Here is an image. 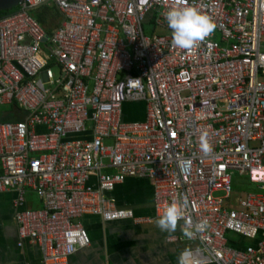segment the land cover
<instances>
[{
  "label": "built area",
  "instance_id": "obj_1",
  "mask_svg": "<svg viewBox=\"0 0 264 264\" xmlns=\"http://www.w3.org/2000/svg\"><path fill=\"white\" fill-rule=\"evenodd\" d=\"M176 6L215 24L190 50L171 45ZM131 103L144 120H124ZM129 179L151 183L152 217L112 199ZM8 191L18 246L42 264L90 246L85 216L148 224L180 197L185 220L206 222L188 239L206 264H264V0H23L0 16Z\"/></svg>",
  "mask_w": 264,
  "mask_h": 264
},
{
  "label": "crops",
  "instance_id": "obj_2",
  "mask_svg": "<svg viewBox=\"0 0 264 264\" xmlns=\"http://www.w3.org/2000/svg\"><path fill=\"white\" fill-rule=\"evenodd\" d=\"M50 16L54 17V23H59L58 16L53 13ZM144 118L140 113V119ZM111 197L119 208L132 209L137 216L154 214L153 189L146 179L127 180ZM15 198L13 191L0 193V264H42L37 246L28 242L23 247L18 246ZM28 206H40L32 193L28 194ZM155 221L137 225L130 220L105 222L97 216H85L81 222L91 244L72 255L68 264H177L179 253L195 244L188 241L179 227L175 233L162 232Z\"/></svg>",
  "mask_w": 264,
  "mask_h": 264
},
{
  "label": "clouds",
  "instance_id": "obj_3",
  "mask_svg": "<svg viewBox=\"0 0 264 264\" xmlns=\"http://www.w3.org/2000/svg\"><path fill=\"white\" fill-rule=\"evenodd\" d=\"M168 27L171 29V45L174 48L190 50L208 37L215 29V24L207 15L202 14L192 6H176L164 13ZM188 206L186 198L172 200L159 210L155 221L156 227L162 232L175 233L180 231L188 239H192L205 227L204 221L193 224L185 220ZM183 221V223H180ZM177 264H206L191 248H185L177 258Z\"/></svg>",
  "mask_w": 264,
  "mask_h": 264
},
{
  "label": "rangeland",
  "instance_id": "obj_4",
  "mask_svg": "<svg viewBox=\"0 0 264 264\" xmlns=\"http://www.w3.org/2000/svg\"><path fill=\"white\" fill-rule=\"evenodd\" d=\"M54 72L56 73V70L54 69ZM1 109L3 111H6L8 109V107H1ZM140 113H142L144 115V106L142 104H126L124 106V120L127 122H135V121H139L140 119ZM13 120V121H17ZM39 133L43 132V130L39 129L38 131ZM235 177H238V174H235ZM238 180V178L236 179ZM239 182H242L244 184L243 187H238L235 185V189L240 190L243 193L252 191V189H254V187L252 185H250L249 183H247V181H243V179H240ZM236 183V181H235ZM240 188V189H239Z\"/></svg>",
  "mask_w": 264,
  "mask_h": 264
},
{
  "label": "water",
  "instance_id": "obj_5",
  "mask_svg": "<svg viewBox=\"0 0 264 264\" xmlns=\"http://www.w3.org/2000/svg\"><path fill=\"white\" fill-rule=\"evenodd\" d=\"M23 0H0V13L11 11L16 8Z\"/></svg>",
  "mask_w": 264,
  "mask_h": 264
},
{
  "label": "trees",
  "instance_id": "obj_6",
  "mask_svg": "<svg viewBox=\"0 0 264 264\" xmlns=\"http://www.w3.org/2000/svg\"><path fill=\"white\" fill-rule=\"evenodd\" d=\"M15 10H16V8L12 9L11 11L1 12V13H0V16L8 15V14L14 12ZM38 18H39V20H40L42 23L45 22V19H44L43 16H38ZM252 190H253V189H252Z\"/></svg>",
  "mask_w": 264,
  "mask_h": 264
}]
</instances>
